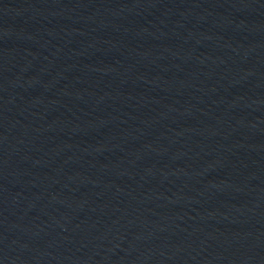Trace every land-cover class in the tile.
Returning a JSON list of instances; mask_svg holds the SVG:
<instances>
[{"label":"water","instance_id":"water-1","mask_svg":"<svg viewBox=\"0 0 264 264\" xmlns=\"http://www.w3.org/2000/svg\"><path fill=\"white\" fill-rule=\"evenodd\" d=\"M0 264H264V0H0Z\"/></svg>","mask_w":264,"mask_h":264}]
</instances>
